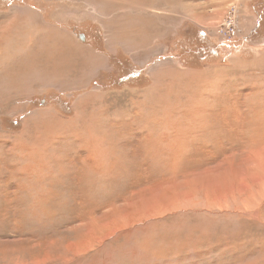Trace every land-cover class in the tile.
Masks as SVG:
<instances>
[{
    "label": "rangeland",
    "instance_id": "374dc122",
    "mask_svg": "<svg viewBox=\"0 0 264 264\" xmlns=\"http://www.w3.org/2000/svg\"><path fill=\"white\" fill-rule=\"evenodd\" d=\"M260 166L264 0H0V264H264Z\"/></svg>",
    "mask_w": 264,
    "mask_h": 264
},
{
    "label": "bare ground",
    "instance_id": "6f19581e",
    "mask_svg": "<svg viewBox=\"0 0 264 264\" xmlns=\"http://www.w3.org/2000/svg\"><path fill=\"white\" fill-rule=\"evenodd\" d=\"M57 31V30H56ZM38 34V33H37ZM39 35V41L37 40V42H36V37H31V39L26 43V44H28L27 46L29 47V48H31V53H33V55H35L36 57H34L33 58V64H34V67H32V68H39L40 66L41 67H43L44 65H48V66H50L51 65V63H54V62H57V64H59L60 66H62L63 68H65V67H71V60H69L67 57H66V60L65 59H63L64 57H65V51L63 50V49H57V48H54L53 50H51L50 52H47L46 50H45V46H42V44H45V41H46V37L44 36V38H43V36L42 35H40V34H38ZM45 40V41H44ZM52 40V39H51ZM64 46V49L65 50H67V45H60V47L62 48ZM54 47V46H53ZM69 47V46H68ZM70 48V47H69ZM71 54V53H70ZM72 54H74L75 55V53H72ZM12 56H13V54H12ZM70 56V55H69ZM15 58V57H14ZM44 58H45V60H44ZM70 58V57H69ZM17 59H19V57H17L16 58V60ZM71 59V58H70ZM16 62H18V61H16ZM75 65V64H74ZM57 66V65H56ZM22 67V66H21ZM23 67H24V69H22V70H19V72H18V74H19V76L21 75V74H23V73H25V71L28 69L27 67H26V65H24L23 64ZM22 67V68H23ZM58 67V66H57ZM31 68V69H32ZM62 71V70H61ZM60 71V72H61ZM64 71V70H63ZM62 71V72H63ZM59 72V73H60ZM61 72V73H62ZM43 73V72H42ZM65 74V73H64ZM69 75V74H68ZM84 105H86V104H84ZM82 108L81 109H83L85 106H81ZM58 120V122L60 123V118H57V117H54V120ZM75 120H77V119H75ZM75 122V121H74ZM73 122V123H74ZM56 131V134L55 135H53L52 136V140L53 141H61V140H63L64 138L62 137V132H64V130H61V129H59V130H55ZM66 132V131H65ZM58 136H61V137H59L58 138ZM74 141H76L77 139H79V138H81V136L80 135H74ZM89 138V137H88ZM92 140V139H91ZM91 140H89V141H91ZM94 140V139H93ZM78 141V140H77ZM76 141V142H77ZM93 142V141H92ZM59 144V143H58ZM58 144H56L55 142L53 143V145H58ZM49 145H51V144H47L46 143V145H44L43 146V149L45 150V152H46V149H49L50 147H48ZM86 145V144H85ZM105 145V144H104ZM108 145V143H106V146ZM110 145V144H109ZM108 145V146H109ZM110 148H112L113 146H109ZM84 149L86 148V147H83ZM51 149V148H50ZM95 152H97V153H99L100 155H104L105 153H103L102 151H101V148H100V146H99V149H98V147L97 148H95L94 147V149H93ZM115 151V150H114ZM113 151V149H111V152H114ZM94 152V153H95ZM83 153V152H82ZM89 153H91L92 154V152H91V150H87V153H86V157H88L89 156ZM80 155V154H79ZM96 156H98V155H96ZM108 156V155H107ZM97 158V157H96ZM89 160V159H88ZM100 160H101V158H100ZM93 162V165H94V161H92ZM101 164V163H100ZM89 165H90V163H89ZM91 166H92V164H91ZM101 166V165H100ZM92 167H94V166H92ZM259 168H264L263 166H260ZM95 169V168H94ZM97 169V168H96ZM95 169V170H96ZM100 170V169H99ZM97 176V175H96ZM103 176V175H102ZM110 179V178H109ZM212 178H210V180H209V183H212ZM222 187V186H221ZM148 203V202H147Z\"/></svg>",
    "mask_w": 264,
    "mask_h": 264
},
{
    "label": "built area",
    "instance_id": "2783aa9c",
    "mask_svg": "<svg viewBox=\"0 0 264 264\" xmlns=\"http://www.w3.org/2000/svg\"><path fill=\"white\" fill-rule=\"evenodd\" d=\"M225 25H226V27H229L227 24H225ZM229 25H231V23Z\"/></svg>",
    "mask_w": 264,
    "mask_h": 264
}]
</instances>
